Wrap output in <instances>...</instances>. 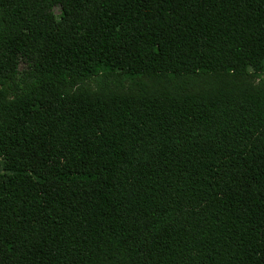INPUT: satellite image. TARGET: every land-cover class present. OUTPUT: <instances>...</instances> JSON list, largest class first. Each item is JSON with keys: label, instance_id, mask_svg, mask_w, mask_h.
Instances as JSON below:
<instances>
[{"label": "trees", "instance_id": "trees-1", "mask_svg": "<svg viewBox=\"0 0 264 264\" xmlns=\"http://www.w3.org/2000/svg\"><path fill=\"white\" fill-rule=\"evenodd\" d=\"M0 264H264V0H0Z\"/></svg>", "mask_w": 264, "mask_h": 264}]
</instances>
